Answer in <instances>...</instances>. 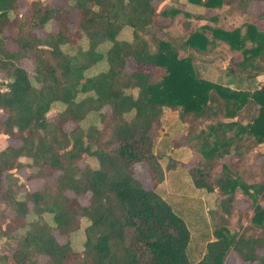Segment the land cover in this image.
I'll return each mask as SVG.
<instances>
[{
	"label": "trees",
	"instance_id": "obj_1",
	"mask_svg": "<svg viewBox=\"0 0 264 264\" xmlns=\"http://www.w3.org/2000/svg\"><path fill=\"white\" fill-rule=\"evenodd\" d=\"M16 1L0 0V133L20 140L0 150V241L11 249L0 258L8 264H223L231 251L242 261L264 264L258 253L264 208L256 197L264 201V181L245 184L232 164H219L225 155L241 158L264 143V80L252 91L239 90L202 76L197 66L199 55L239 53L226 75L264 78V29L256 23L264 14L247 11L252 0H188L216 10L200 16V25L191 22L189 10L168 5L156 12L153 0H63L57 7L32 0L24 12ZM72 11L77 17L71 32ZM180 14L186 17L181 36L157 33ZM233 15L245 20L227 26ZM158 16L170 23L161 24ZM245 108L249 120L241 121L236 117ZM166 109L188 123L182 143L200 155L190 169L193 185L220 192L226 214L237 187L254 204L251 220L258 232L229 234L220 226L193 263L189 228L156 189L164 170L154 143ZM200 120L207 125L196 129ZM248 139L251 147L241 145ZM217 164L222 173L212 177ZM140 166L150 186L135 176ZM20 168L43 184L17 197L16 178L8 171ZM85 194L84 204L79 197Z\"/></svg>",
	"mask_w": 264,
	"mask_h": 264
},
{
	"label": "rangeland",
	"instance_id": "obj_2",
	"mask_svg": "<svg viewBox=\"0 0 264 264\" xmlns=\"http://www.w3.org/2000/svg\"><path fill=\"white\" fill-rule=\"evenodd\" d=\"M40 1L43 5H45V3H51V0ZM171 1L172 6L176 7L178 1ZM74 16L75 14L71 15V18H74ZM243 20L245 19L242 16L233 15L230 17L229 21L226 22V25L232 26L235 22L238 23ZM185 21L186 17L180 14V16H177L173 20L172 25L169 28H165V30H160L159 28L157 33L162 35L165 31L173 38L179 37L184 32L181 24ZM50 26L54 29L56 24L53 23V25ZM74 27L75 25H73L72 22L70 29L74 30ZM41 34H43V31H38V35ZM6 44L9 49L15 48V44L9 40H7ZM182 51L184 52V55L187 54L186 51ZM182 51H180V54H182ZM238 54L239 53H236L226 57L214 55L206 57L204 55H199V62L197 65L198 70H200V74L202 76L205 75L207 78L216 83L239 90L252 91L260 84V82H263L264 78L262 74L258 76V79H256L257 77H253L251 79L242 77L239 81H237L235 80L237 78L230 77L225 73V68L231 59L237 60L241 58V55ZM21 64L31 72V64L29 61L23 60ZM133 68L134 64L128 60L126 70L130 71ZM3 79L4 76L0 74V80ZM55 108L56 107L52 108L48 112V119H53L56 112ZM101 111H107V106L103 107ZM4 117L5 114L0 111V118ZM236 118L241 121H248L249 117L247 108L241 109ZM206 122L207 121L205 120H200L199 122L194 123L195 128H203L204 125H207ZM72 126L73 124L69 122L67 123L66 128L71 129ZM187 126L188 123L182 124L179 122L175 111L166 109L161 118V126L158 131L159 134L155 139L154 152L157 154L159 162L165 173L164 182L161 183L160 188L158 189L159 193L161 196L165 197L164 199L170 203L172 208L185 220L189 228L190 240L187 252L190 261L193 263L202 257L205 252L207 242L215 239L214 230L218 227L225 226L229 234L240 232L256 233L258 232V227H256L251 220L254 204L252 203V200L248 198L245 193H243L240 187L235 189L234 198L230 204V212L228 214L224 212L219 204L223 197L220 192L215 190L212 193H207L205 189L202 188L198 189V192L195 190V186L193 185L190 175V169L193 168L196 163L201 160V158L200 155L193 152L189 146L182 143V140L186 135ZM160 135L163 136L161 139L159 138ZM171 143L175 144L169 145ZM19 144V139L11 138L6 134L0 133V150L7 146H17ZM241 145L251 147L252 141L248 139L241 143ZM24 161L28 160L24 159ZM220 162L221 163L219 164H232L233 169L237 168L235 175L245 184H256L257 182L259 183L264 181V143L255 145L254 147L252 146V148L241 158L235 154H228L221 158ZM219 164L213 168L212 177L222 173V167ZM145 168L139 167L137 172L140 174L139 177L143 180L146 186H150L151 182L147 174V169ZM8 172H12L13 176H15L13 178H16L15 193L18 195L17 197H21L25 193L26 189L34 191V189L38 186L37 179L26 178L28 175V168H20ZM12 181L14 182V180ZM40 181L43 183L42 180ZM250 190L252 191V189ZM68 194L72 195L71 192H68ZM256 197L257 203L261 204L264 208V201L257 195ZM79 200L81 203H87L88 195L85 194L80 196ZM0 207L2 208L3 205ZM5 212H11V209L6 208ZM58 239L60 241L64 240L62 237H59ZM2 243L3 242L0 241V247L3 251H6L4 254H7L8 248ZM40 260L43 263L45 261V257L42 256ZM12 262L13 261L10 259L9 263L13 264ZM0 264H8L7 258H0Z\"/></svg>",
	"mask_w": 264,
	"mask_h": 264
},
{
	"label": "crops",
	"instance_id": "obj_3",
	"mask_svg": "<svg viewBox=\"0 0 264 264\" xmlns=\"http://www.w3.org/2000/svg\"><path fill=\"white\" fill-rule=\"evenodd\" d=\"M30 1H32V0H17L16 1V3H17V5H18V7H19V9H20V12H24L26 9H27V7H28V5H29V2ZM178 1V3L176 4V7L177 8H179V9H182V10H189V12L190 13H192V18H191V22H193V24L194 25H200V24H203L204 22H205V20H204V18H202V17H206V18H209V17H211V16H213L215 13H216V10L215 9H212V8H208V7H201V6H199V5H197V4H192L191 2H189L188 0H177ZM64 3V1L63 0H51V3H45V6H50V7H57V6H59V5H61V4H63ZM170 3H171V5H172V1L171 0H153L152 1V4H153V6H154V8H155V10H156V12H161L162 10H163V8L164 7H166L167 5H170ZM226 8V7H225ZM247 11L251 14V15H255V16H258L259 14H264V0H252V1H250L249 3H248V5H247ZM73 14H75V16H74V18H71V15H73ZM200 16H202V17H200ZM76 17H77V15H76V12L75 11H72L71 13H70V21H72V22H74L75 21V19H76ZM229 19H230V17H228V19L227 20H225V24H226V22H228L229 21ZM158 21L160 22V23H163V24H169L170 23V18H165V17H162V16H158ZM71 22V23H72ZM53 23L54 24H56L54 21H52L51 23H50V25H53ZM238 23H240V22H238ZM237 22H235L232 26H236L237 24H238ZM256 23H257V26H258V28L259 29H264V20L263 19H258L257 21H256ZM74 25V24H73ZM231 26V25H230ZM70 28V27H69ZM50 29H51V31H56L57 30V25H56V27L53 29V28H51V26H50ZM76 28L74 27V30H75ZM74 30H72V29H70V31L72 32V31H74ZM38 31H43V34H44V30H42V29H40V30H37V33H38ZM43 34H41L40 36H42ZM13 49H15V48H13ZM12 49V50H13ZM182 54L181 55H184V52L182 51L181 52ZM238 55H240V54H238ZM259 77H257L256 79H258ZM235 80H237V81H239L240 80V78H237V79H235ZM258 81V80H257ZM180 122V121H179ZM181 123V122H180ZM183 124V123H182ZM163 136H159V138L161 139ZM173 143H171V144H169V145H172ZM175 144V143H174ZM173 144V145H174ZM178 145V144H177ZM11 146H16V145H11ZM179 146V145H178ZM174 149V148H173ZM141 167V166H140ZM143 168V167H142ZM138 171V169L136 170V173H135V176L136 177H138V178H140L139 177V173L137 172ZM164 178H165V173H164ZM38 180V186L36 187V189H34V190H37V189H39L40 187H41V185L43 184L39 179H37ZM40 182H41V184H40ZM164 182V180L161 182V183H163ZM161 183L157 186V191L159 192V188H160V185H161ZM198 189L199 188H196L195 187V190L198 192ZM200 193V192H199ZM163 198H165L164 196H163ZM12 212V213H11ZM11 212H7V215L8 216H11V215H13V211L11 210ZM55 236H56V238H57V240L60 242V243H64L65 241H66V236H64V235H58V234H55ZM59 237H62V238H64V240L63 241H60L58 238ZM3 242V241H2ZM5 242V241H4ZM4 242L2 243L4 246H5V244H4ZM8 248V247H7ZM3 254V253H6V251H3L2 249H1V247H0V254ZM258 253L259 254H262V255H264V247H262L260 250H258ZM7 254L10 256L11 255V249H9L8 248V250H7ZM45 257V256H44ZM45 259H46V257H45ZM224 264H260L258 261H255V262H248V261H242V260H240L237 256H236V254L234 253V252H229V254L227 255V257H226V259H225V261H224Z\"/></svg>",
	"mask_w": 264,
	"mask_h": 264
}]
</instances>
